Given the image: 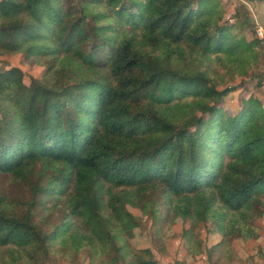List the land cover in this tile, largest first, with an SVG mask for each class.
I'll list each match as a JSON object with an SVG mask.
<instances>
[{"label":"trees","instance_id":"obj_1","mask_svg":"<svg viewBox=\"0 0 264 264\" xmlns=\"http://www.w3.org/2000/svg\"><path fill=\"white\" fill-rule=\"evenodd\" d=\"M227 1L0 0V55L43 67L28 84L0 69V264H142L127 239L143 216L157 238L189 221L190 242L211 222L214 264L259 237L264 103L234 79L262 42L246 0Z\"/></svg>","mask_w":264,"mask_h":264},{"label":"rangeland","instance_id":"obj_2","mask_svg":"<svg viewBox=\"0 0 264 264\" xmlns=\"http://www.w3.org/2000/svg\"><path fill=\"white\" fill-rule=\"evenodd\" d=\"M220 1L223 4L225 3L228 9L227 13L230 14L231 9L229 8H231V4L227 5V0ZM110 5L115 6L116 2L114 1ZM142 12V9L138 7L117 12L116 16L125 20L129 14L141 15ZM261 46V48L257 49L256 60L251 61L252 58L248 60V63L253 65L257 62L255 68L247 71L248 73L242 78H235L234 83H238L239 80L245 81L248 91H251L257 99L264 103V76L261 79H250V76L255 71L264 75V45L262 44ZM8 66H16L23 71L25 84L29 83L30 77L38 79L43 71L41 65H31L23 62L19 54L0 55V69ZM237 95V92H235L227 98V102L235 104ZM67 99L71 102L77 101V97L73 94H68ZM128 209L135 216L142 217L139 209L133 207H128ZM257 224L260 227V234L256 240L243 242L240 239H236L234 241L232 247L236 256L233 258L232 263L228 262L226 259H229V257H225L222 253L223 251L219 250L214 251L215 254L211 255V259H217V256L222 253L223 255L219 259L218 262L220 263L218 264H264V215L257 219ZM189 226L190 222L183 221L180 217L170 218L162 225L160 237L157 238L155 226L151 224V220L148 217L143 216L140 224L133 223L131 225L133 234L127 240L132 249L136 251L137 261L142 264H214L207 259L205 249L216 244L221 239V236L213 230L211 222H202L192 230V241L190 242L183 233V230ZM144 249H149V253H145ZM27 264H89V262L87 256L81 255L73 263L61 254L54 256L46 253L43 256H35Z\"/></svg>","mask_w":264,"mask_h":264},{"label":"crops","instance_id":"obj_3","mask_svg":"<svg viewBox=\"0 0 264 264\" xmlns=\"http://www.w3.org/2000/svg\"><path fill=\"white\" fill-rule=\"evenodd\" d=\"M245 5L249 10L251 22L264 31V0H246Z\"/></svg>","mask_w":264,"mask_h":264},{"label":"built area","instance_id":"obj_4","mask_svg":"<svg viewBox=\"0 0 264 264\" xmlns=\"http://www.w3.org/2000/svg\"><path fill=\"white\" fill-rule=\"evenodd\" d=\"M257 36L259 37L262 44L264 45V31L261 28H257Z\"/></svg>","mask_w":264,"mask_h":264}]
</instances>
